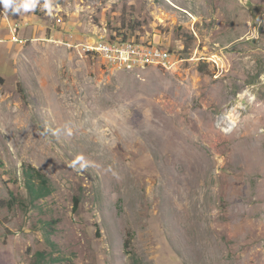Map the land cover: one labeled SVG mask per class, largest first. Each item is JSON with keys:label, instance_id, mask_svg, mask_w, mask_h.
Wrapping results in <instances>:
<instances>
[{"label": "rangeland", "instance_id": "1", "mask_svg": "<svg viewBox=\"0 0 264 264\" xmlns=\"http://www.w3.org/2000/svg\"><path fill=\"white\" fill-rule=\"evenodd\" d=\"M43 2L0 5V264H264V0ZM68 29L177 56L113 67Z\"/></svg>", "mask_w": 264, "mask_h": 264}, {"label": "built area", "instance_id": "2", "mask_svg": "<svg viewBox=\"0 0 264 264\" xmlns=\"http://www.w3.org/2000/svg\"><path fill=\"white\" fill-rule=\"evenodd\" d=\"M60 22V20H59ZM29 23L27 22L26 25ZM22 22L15 23L12 31L18 32ZM69 36L66 39L56 40L58 44L67 46L70 49H77L85 55L102 57L109 66H127L136 63L154 64L164 63L170 65L177 56L171 49L161 45L143 41L122 38L118 35L106 36L97 35L94 38H86L77 43L75 31L68 29Z\"/></svg>", "mask_w": 264, "mask_h": 264}, {"label": "clouds", "instance_id": "3", "mask_svg": "<svg viewBox=\"0 0 264 264\" xmlns=\"http://www.w3.org/2000/svg\"><path fill=\"white\" fill-rule=\"evenodd\" d=\"M40 0H0V5L3 6V10L11 14H21L33 12L37 9ZM54 3L53 0H44L43 9L46 10L49 16L53 15ZM68 134L71 135V130H68ZM79 171L85 170L90 166V162L85 159L81 154L76 156L70 167L77 168ZM111 170V169H110Z\"/></svg>", "mask_w": 264, "mask_h": 264}, {"label": "trees", "instance_id": "4", "mask_svg": "<svg viewBox=\"0 0 264 264\" xmlns=\"http://www.w3.org/2000/svg\"><path fill=\"white\" fill-rule=\"evenodd\" d=\"M61 0H55L59 3ZM126 38L127 34H120ZM127 39V38H126ZM26 176V188L32 200L38 201L39 199H44L52 193V189L49 187L47 178L36 168L30 167L25 171Z\"/></svg>", "mask_w": 264, "mask_h": 264}, {"label": "bare ground", "instance_id": "5", "mask_svg": "<svg viewBox=\"0 0 264 264\" xmlns=\"http://www.w3.org/2000/svg\"><path fill=\"white\" fill-rule=\"evenodd\" d=\"M154 64H157V65H159V66H164V67H169V65H167V64H164V63H154ZM138 68H140V67H148V66H150V65H153V64H148V65H146V64H144V63H136L135 64ZM135 66V67H136ZM156 66V65H155ZM116 67H118V66H116ZM131 68V67H130ZM130 68H129V70H130ZM119 69V68H118ZM125 71V70H124Z\"/></svg>", "mask_w": 264, "mask_h": 264}]
</instances>
